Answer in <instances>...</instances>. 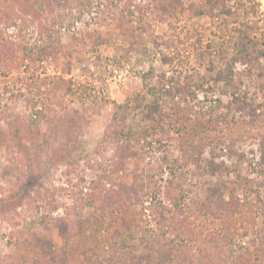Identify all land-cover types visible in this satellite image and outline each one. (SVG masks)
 <instances>
[{
  "label": "rangeland",
  "instance_id": "obj_1",
  "mask_svg": "<svg viewBox=\"0 0 264 264\" xmlns=\"http://www.w3.org/2000/svg\"><path fill=\"white\" fill-rule=\"evenodd\" d=\"M193 2L198 0L181 6L175 0H0V16L13 23H0L1 41L12 52L0 63V264H264V175L255 139L264 134V116L254 126L234 116L215 131L192 103L178 107L170 100L171 118L139 139L138 157L126 170L112 166L117 147L105 133L117 106L146 92L142 75L149 70L155 72L150 85L164 72L185 86L187 76L200 75L203 91L229 100L209 69L220 66L219 52L229 47L223 39L237 25L235 18L197 16ZM161 4L170 11L164 16ZM141 17L144 31L165 43L158 53L144 36L148 55L134 51L125 58L124 34L139 28ZM161 53L176 59L164 66ZM235 73L255 97L264 78L241 64ZM60 78L72 82L69 92ZM222 142L236 143L235 151L253 166L245 164L248 190L231 202L230 185L217 209L207 202L206 189L217 178L208 161ZM215 160L232 165L229 155ZM133 170L144 175L137 183L142 205L114 215L85 206L90 193L97 197L113 184L133 182L126 177ZM180 193L181 211L171 204ZM159 201L166 207L163 225L155 209ZM81 211L87 224L76 227V235L61 236L51 221L44 224L47 217L78 224ZM122 216L129 226L122 225ZM40 240L51 241L53 251L38 246Z\"/></svg>",
  "mask_w": 264,
  "mask_h": 264
},
{
  "label": "trees",
  "instance_id": "obj_2",
  "mask_svg": "<svg viewBox=\"0 0 264 264\" xmlns=\"http://www.w3.org/2000/svg\"><path fill=\"white\" fill-rule=\"evenodd\" d=\"M184 0H175V4L181 6ZM233 2V7L230 4ZM191 8L195 10L197 16H207L211 19H219L221 16L225 18H235L236 26H232L228 34H226L223 41L229 45L228 48H222L219 52L218 60L221 62L220 66L212 65L210 71L215 73L212 82L215 84L222 83L228 91L229 100L223 102L221 99L210 96L204 90V84H200V75L187 76L188 86L182 85L179 79L168 77V73H162L158 77L155 85H150L149 81L154 78V69L149 70L142 75V81L146 92L135 95L132 99H127L124 104L117 106L112 122L105 133V137H112L116 143V160L112 162L113 168L124 169L131 159L138 157L137 142L140 138H147L151 133L161 128L164 123L171 117L169 115L168 104L172 100L176 102L177 106H185L187 103H192V109H197L199 115L206 120L211 130H217L218 126H229L230 119L238 116L241 119L248 120L252 126L260 122L264 116V101L259 102L258 96L264 98V83H260L257 87L255 97L246 91L243 87V82L236 81L235 68L237 64L244 65L250 72L258 73L260 78H264V11H261L262 3L260 0H198L193 2ZM161 4L159 9L164 7ZM198 5V6H197ZM172 13L176 9L171 10ZM170 11L164 10L162 16L168 14ZM171 13V14H172ZM253 16L255 22L250 20H242V17ZM165 18V17H164ZM163 19V18H162ZM0 23L6 27H11L12 22L0 16ZM140 27L130 30L124 34L128 42V46L124 49L125 58L129 57L134 51L140 53L143 57L149 53L148 42H145L144 36H147L155 51L159 53V48L165 41L155 36L153 33H146L145 18L139 19ZM262 24V25H261ZM151 28V27H150ZM2 33L0 31V63L12 58L10 47L4 40H2ZM163 41V42H161ZM167 46L171 42L167 41ZM161 62L164 66L171 65L176 59V55L161 53ZM214 55V54H213ZM213 64V63H212ZM72 63L68 62L66 72H70ZM196 76V77H195ZM197 79L198 81H196ZM203 80V79H202ZM62 85L67 87V92L70 91L72 82L68 79L60 78ZM193 86L194 91L187 93L186 90ZM200 92H204V96L200 97ZM191 110V109H190ZM235 118L233 120H235ZM191 120V117L189 118ZM232 120V122H233ZM180 130V129H179ZM209 131H211L208 128ZM258 143L259 160L257 166L261 169L264 175V134L255 138ZM236 143L222 142L221 144L212 147L211 160L208 161L210 168L209 172L215 176L216 182L206 189L207 202L210 207L220 208L221 204L226 203L223 199V190L231 189V202L237 200L239 191L248 190L250 179L244 172L245 164L252 167L250 161L244 152L235 151ZM226 151V152H225ZM232 161L229 166L225 162L218 164L215 160L217 157L228 156ZM114 171H109L106 178L115 175ZM163 169L161 170V173ZM234 175L235 179H225V176ZM126 177H132L133 182H119L113 184L114 187L110 189H102L97 193L92 192L91 203L90 200L85 202V206H93L102 211H109L115 214V211H120L125 208V212L130 210L133 206L142 205L140 195L141 187L137 183L144 177L138 170H133L126 173ZM147 178V177H146ZM152 179V178H148ZM154 179V178H153ZM98 188H95L97 190ZM184 193V192H183ZM183 193L172 197L171 204L176 210L181 211L182 204L185 200ZM91 204V205H90ZM84 207V206H83ZM157 214L160 218V225L165 221L164 212L166 207L163 206L162 201L156 205ZM125 214V213H124ZM82 211L79 213L78 224L72 223L68 219L57 220L47 217L44 219V224L51 223L59 229L61 236L66 234L76 235L78 230L76 227L82 228L87 224L86 220L81 219ZM122 225L129 226L125 217L120 218ZM44 250L53 251V243L47 240H40L39 245ZM178 256V255H177ZM58 259V257H57ZM56 261V257H52V262ZM62 264H71L67 260H63Z\"/></svg>",
  "mask_w": 264,
  "mask_h": 264
}]
</instances>
